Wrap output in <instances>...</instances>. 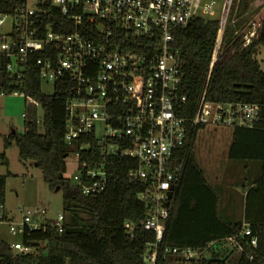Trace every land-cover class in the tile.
Here are the masks:
<instances>
[{
    "label": "built area",
    "instance_id": "built-area-1",
    "mask_svg": "<svg viewBox=\"0 0 264 264\" xmlns=\"http://www.w3.org/2000/svg\"><path fill=\"white\" fill-rule=\"evenodd\" d=\"M217 1L20 0L12 13L0 14V59L6 60L8 85L22 86L30 70L53 87L65 79L70 94L64 107V142L69 147L80 138L96 142L100 162L89 168L79 166L72 184L84 196L96 197L107 185L110 158L136 161L128 179L143 185L137 199L145 207L146 218L138 224L125 222L123 230L131 241L136 232L152 233L144 264H198L209 255L210 244L201 250L159 247L176 184L178 169L172 159L188 132L198 128V137L206 129L264 131V95L259 102L211 101L204 91L194 114H185L187 98L180 93L181 63L173 47L174 30L195 18L217 21L207 86L225 42L239 41L246 48L258 40L262 28L264 0H221L216 15ZM53 10L64 20L55 23L56 30L50 25L45 29ZM257 60L264 75V45L257 48ZM7 96L25 99L23 90L0 92V97ZM18 211L17 222L0 214V224L12 237L21 239L26 231L47 224L31 222L33 215L45 214L43 208ZM49 225L60 233L63 217ZM249 236L250 229L244 227L226 242L240 252L238 239ZM250 246L256 247L255 239ZM10 247L19 254L31 251L21 241Z\"/></svg>",
    "mask_w": 264,
    "mask_h": 264
},
{
    "label": "trees",
    "instance_id": "trees-1",
    "mask_svg": "<svg viewBox=\"0 0 264 264\" xmlns=\"http://www.w3.org/2000/svg\"><path fill=\"white\" fill-rule=\"evenodd\" d=\"M19 2L0 0V14L12 13ZM51 15L43 27L50 25L56 30L55 23L64 18L54 10ZM217 27L216 20L195 18L173 33V47L181 63L180 93L187 98L184 109L188 116L194 114L204 91L206 99L211 101L259 102L264 95V75L257 60V48L264 45V19L254 44L242 48L239 41L225 42L206 86ZM5 63V59H0V92L9 95L14 90H23L26 105L24 132L13 131L5 137L3 148L16 146L21 163L34 164L51 190L58 187L67 216L63 217L60 233L50 222L43 228L26 231L20 240L30 247L27 253H16L9 244L0 241V264H144L145 247L153 241L152 233L136 232L131 241L123 230L125 222L138 224L146 218L145 207L137 199L143 185L128 179L136 161L110 158L113 165L108 167L105 190L96 197L84 196L78 187L63 178L65 158L74 151L79 166L86 164L87 168L98 165L100 158L91 137L78 139L72 147L64 142V107L70 86L62 79L55 83L53 94L45 95L34 70L24 75L22 86H9ZM38 107L42 111L41 133L37 128ZM198 131L195 128L188 132L184 145L172 159L178 170L174 192L168 200L169 214L160 250L165 247L201 250L210 244L206 249L209 255L198 264H264V131L236 129L231 134L228 160H256L261 164L260 177L244 195L243 219L237 222H227L219 216V197L196 159ZM83 145L88 149L80 150ZM0 163L8 166L4 153H0ZM5 179L6 176H0V214L4 217ZM80 213L86 218L80 217ZM244 227L250 229L251 236L238 239L242 251L227 248L226 240L239 235ZM251 239L256 240V247L250 246Z\"/></svg>",
    "mask_w": 264,
    "mask_h": 264
},
{
    "label": "rangeland",
    "instance_id": "rangeland-1",
    "mask_svg": "<svg viewBox=\"0 0 264 264\" xmlns=\"http://www.w3.org/2000/svg\"><path fill=\"white\" fill-rule=\"evenodd\" d=\"M221 0L215 5L216 15L219 14ZM41 92L45 95L53 94L52 82L42 81ZM26 101L23 97H0V153H4L8 162L5 167L0 163V176H6L4 186V211L9 220H20L22 209H45L44 215H33L34 225L54 222L59 216L66 218L63 211L61 191L51 190L44 182L42 172L31 162L21 163L16 146L3 148L4 138L15 131L24 132L23 115ZM37 128L42 132V111L37 108ZM231 131H217L206 129L197 137L195 144L196 159L199 167L204 171L206 180L219 197L218 213L227 222L241 221L244 210V195L260 177L261 164L256 160L232 161L227 158ZM66 170L64 179L73 181L78 175V156L71 151L65 158ZM9 173V175H8ZM80 217L86 218L83 213ZM0 241L9 245L20 242L19 237L8 234L7 226L0 224ZM43 246L42 244L40 245ZM229 248V246H226ZM208 256V255H207Z\"/></svg>",
    "mask_w": 264,
    "mask_h": 264
},
{
    "label": "water",
    "instance_id": "water-1",
    "mask_svg": "<svg viewBox=\"0 0 264 264\" xmlns=\"http://www.w3.org/2000/svg\"><path fill=\"white\" fill-rule=\"evenodd\" d=\"M58 190H59L58 187H56V188H55V191H58Z\"/></svg>",
    "mask_w": 264,
    "mask_h": 264
},
{
    "label": "crops",
    "instance_id": "crops-1",
    "mask_svg": "<svg viewBox=\"0 0 264 264\" xmlns=\"http://www.w3.org/2000/svg\"><path fill=\"white\" fill-rule=\"evenodd\" d=\"M242 219H243V217H242Z\"/></svg>",
    "mask_w": 264,
    "mask_h": 264
}]
</instances>
